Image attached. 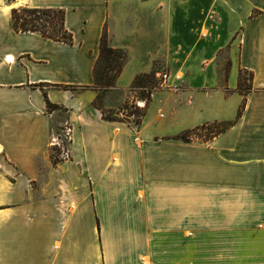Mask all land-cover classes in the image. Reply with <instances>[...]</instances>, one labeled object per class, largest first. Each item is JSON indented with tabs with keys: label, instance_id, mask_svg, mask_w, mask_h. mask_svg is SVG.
Here are the masks:
<instances>
[{
	"label": "crops",
	"instance_id": "obj_1",
	"mask_svg": "<svg viewBox=\"0 0 264 264\" xmlns=\"http://www.w3.org/2000/svg\"><path fill=\"white\" fill-rule=\"evenodd\" d=\"M19 7L64 9L73 41L16 31ZM105 31L127 54L111 120ZM150 72L168 78L136 125L122 110ZM0 264H264V0H0Z\"/></svg>",
	"mask_w": 264,
	"mask_h": 264
},
{
	"label": "trees",
	"instance_id": "obj_2",
	"mask_svg": "<svg viewBox=\"0 0 264 264\" xmlns=\"http://www.w3.org/2000/svg\"><path fill=\"white\" fill-rule=\"evenodd\" d=\"M13 25L16 31H36L41 33L43 36L71 43L73 41L72 34L65 28V10L59 8H29L19 7L14 8L12 11ZM127 60V54L122 49L113 48L109 44L108 34L105 31L100 41V54L97 62L94 66V88L99 90V95L94 101V105L99 108L105 119H114L115 112L113 110L105 109L103 105L106 94L115 87V80L120 74L125 62ZM113 73V74H112ZM243 70L240 71L239 75V91L246 97L251 91L252 86L250 83L251 74H248L247 79L244 78ZM155 79V73H145L138 75L132 88L141 89L140 99H146V105L143 108L131 107L128 110V115L134 116V122L136 125L141 123L142 117L145 114V108L150 100L152 92L159 88L157 82H153ZM245 98L243 99L239 110L238 118L241 117L245 108ZM48 109L58 108L57 105L47 102ZM128 106V103L124 105V108ZM234 124L233 121L229 122H214L212 124H204L197 128L185 130L178 137L180 139L189 141L192 135H198L197 132L201 130H209V133L205 134L204 139L208 140L213 136L226 131L229 127ZM217 128L214 131L212 128ZM51 158L53 161H60V149L58 147H51Z\"/></svg>",
	"mask_w": 264,
	"mask_h": 264
},
{
	"label": "built area",
	"instance_id": "obj_3",
	"mask_svg": "<svg viewBox=\"0 0 264 264\" xmlns=\"http://www.w3.org/2000/svg\"><path fill=\"white\" fill-rule=\"evenodd\" d=\"M168 78V74L164 73L162 74L161 77V82L158 84V87H162L164 86V82L166 81V79ZM146 105V99H139L136 100L134 102H131L128 104L127 107L123 108L122 113L124 116H127L128 118H133V115H128V110L131 107H139V108H143ZM71 129L67 128L65 130V138L64 139H57L55 141H53V143L51 144V147H58L60 149V158L64 159V158H69L70 154H69V149H68V142L71 139Z\"/></svg>",
	"mask_w": 264,
	"mask_h": 264
},
{
	"label": "rangeland",
	"instance_id": "obj_4",
	"mask_svg": "<svg viewBox=\"0 0 264 264\" xmlns=\"http://www.w3.org/2000/svg\"><path fill=\"white\" fill-rule=\"evenodd\" d=\"M113 74V73H112ZM244 78L245 79H247L248 77H249V75H248V73H244ZM153 82H157L158 84L161 82L160 80H153ZM141 89L139 88V89H137V94L140 96L141 95ZM130 119H132L133 121L135 120L134 119V117L133 118H130ZM214 131H216L217 130V128H215V127H213L212 128ZM207 133H209V130H201V131H198L197 132V134L198 135H195V134H193L192 135V137H195V138H197V139H204V137H205V134H207Z\"/></svg>",
	"mask_w": 264,
	"mask_h": 264
}]
</instances>
